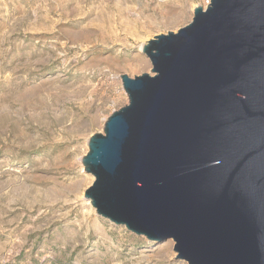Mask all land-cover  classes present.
<instances>
[{
  "label": "water",
  "instance_id": "water-1",
  "mask_svg": "<svg viewBox=\"0 0 264 264\" xmlns=\"http://www.w3.org/2000/svg\"><path fill=\"white\" fill-rule=\"evenodd\" d=\"M141 52L151 75L120 76L84 198L187 264H264V0H209Z\"/></svg>",
  "mask_w": 264,
  "mask_h": 264
},
{
  "label": "rangeland",
  "instance_id": "rangeland-1",
  "mask_svg": "<svg viewBox=\"0 0 264 264\" xmlns=\"http://www.w3.org/2000/svg\"><path fill=\"white\" fill-rule=\"evenodd\" d=\"M209 0H0V264H187L96 215L88 140L151 75L146 42Z\"/></svg>",
  "mask_w": 264,
  "mask_h": 264
},
{
  "label": "built area",
  "instance_id": "built-area-1",
  "mask_svg": "<svg viewBox=\"0 0 264 264\" xmlns=\"http://www.w3.org/2000/svg\"><path fill=\"white\" fill-rule=\"evenodd\" d=\"M209 4V2L206 3V6Z\"/></svg>",
  "mask_w": 264,
  "mask_h": 264
}]
</instances>
